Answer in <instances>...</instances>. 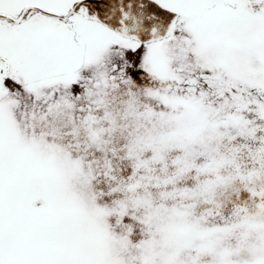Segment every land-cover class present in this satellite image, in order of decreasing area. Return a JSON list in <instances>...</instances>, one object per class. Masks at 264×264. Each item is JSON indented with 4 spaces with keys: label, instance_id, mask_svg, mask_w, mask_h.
Here are the masks:
<instances>
[{
    "label": "snow or ice",
    "instance_id": "obj_1",
    "mask_svg": "<svg viewBox=\"0 0 264 264\" xmlns=\"http://www.w3.org/2000/svg\"><path fill=\"white\" fill-rule=\"evenodd\" d=\"M0 264H264V0H0Z\"/></svg>",
    "mask_w": 264,
    "mask_h": 264
}]
</instances>
